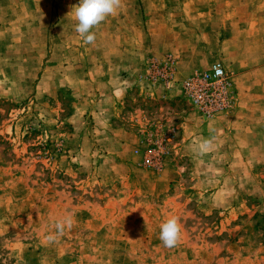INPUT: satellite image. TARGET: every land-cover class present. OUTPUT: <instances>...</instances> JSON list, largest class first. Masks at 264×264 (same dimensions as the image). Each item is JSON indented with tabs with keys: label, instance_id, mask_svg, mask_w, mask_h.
Returning a JSON list of instances; mask_svg holds the SVG:
<instances>
[{
	"label": "rangeland",
	"instance_id": "1",
	"mask_svg": "<svg viewBox=\"0 0 264 264\" xmlns=\"http://www.w3.org/2000/svg\"><path fill=\"white\" fill-rule=\"evenodd\" d=\"M78 3L0 0V264H264V0H122L92 44ZM216 61L211 118L157 76Z\"/></svg>",
	"mask_w": 264,
	"mask_h": 264
},
{
	"label": "built area",
	"instance_id": "2",
	"mask_svg": "<svg viewBox=\"0 0 264 264\" xmlns=\"http://www.w3.org/2000/svg\"><path fill=\"white\" fill-rule=\"evenodd\" d=\"M167 83L175 82L182 95L189 101L195 110L204 117L228 112L234 105V87L231 78L223 65L216 61L209 68L193 72L181 81H175L174 71L170 63H166L157 75ZM150 158L145 159L149 165Z\"/></svg>",
	"mask_w": 264,
	"mask_h": 264
},
{
	"label": "clouds",
	"instance_id": "3",
	"mask_svg": "<svg viewBox=\"0 0 264 264\" xmlns=\"http://www.w3.org/2000/svg\"><path fill=\"white\" fill-rule=\"evenodd\" d=\"M122 5V0H79L76 5H71L74 19L77 21L75 31L83 38L86 44H92L96 40V33L91 31L98 27L109 16L117 14ZM210 141H204L200 154L210 146ZM57 233L62 235L66 228L72 227V219L59 220L56 225ZM182 238V225L179 217L171 216L160 225L159 239L166 248H174L179 245ZM54 237H49L52 241Z\"/></svg>",
	"mask_w": 264,
	"mask_h": 264
},
{
	"label": "crops",
	"instance_id": "4",
	"mask_svg": "<svg viewBox=\"0 0 264 264\" xmlns=\"http://www.w3.org/2000/svg\"><path fill=\"white\" fill-rule=\"evenodd\" d=\"M117 65H118V64H117ZM129 66H130L129 64H124V65L119 64V65L117 66L116 73H117V74H119V73H123V71H124L125 69H129ZM123 83H124L123 81H121V83H119V84H118V82H117L116 87H115V89L113 90V94H112V96H111V101H112L113 103L122 100V98L125 97V95L127 94L129 85H126V81H125L124 84H123ZM160 92H161V91H160ZM170 92H172V91L167 90L166 92H163V93H165L166 95H169ZM236 105H237V104H235V106H236ZM235 106H234V107H235ZM238 109H239V103H238ZM240 109H241V107H240ZM215 119H217V118H215ZM215 119H214V120H215ZM231 119H232L231 122L234 123V124H236V123H240V122H241V121L239 120V117H233V118H231Z\"/></svg>",
	"mask_w": 264,
	"mask_h": 264
}]
</instances>
